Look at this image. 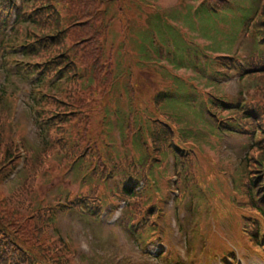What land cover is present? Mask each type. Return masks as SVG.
Masks as SVG:
<instances>
[{
  "label": "rangeland",
  "instance_id": "1",
  "mask_svg": "<svg viewBox=\"0 0 264 264\" xmlns=\"http://www.w3.org/2000/svg\"><path fill=\"white\" fill-rule=\"evenodd\" d=\"M70 1L45 0L50 6L45 9L46 13L53 9L55 14H59L60 20L51 29L46 25L24 26L22 31L19 28L22 39L26 35L42 38L66 33L61 50H56L53 56H41L48 59L59 55L62 50L74 52L76 48L90 42L91 39L80 40L82 36L76 37L79 32H91L93 29L100 31L97 40L103 45L100 60L104 73L115 68V59L118 57L117 73L120 81H129L139 88L138 95L144 98L149 107L156 96L161 97L163 112L183 121L189 118V112L195 117L197 115L198 123L208 132L213 129L207 124L204 115L189 110L192 95L199 94V90H205L206 86L221 85L226 80L228 72L217 66V58L247 57L259 51L260 45L252 35V28L264 39V0H213L214 6L235 2L228 10L220 12L203 7V0H154V5H151V0H130L132 6L136 7L133 12L129 0H120L111 7L112 15L108 13V2L111 0H93L91 5L77 2L71 5ZM125 9L127 19L123 15ZM111 16H115L116 24L110 20ZM250 20L252 28H248ZM117 45H120L119 49ZM103 50L105 59L102 58ZM76 66L82 67L79 63ZM108 78L102 80L98 90L107 88ZM259 78L253 79L257 80L256 83L253 81L255 85L249 86L250 99L264 104V77ZM69 84L72 89L66 94ZM79 87L84 93L90 94L88 104L81 108L76 107L74 102ZM238 89L229 84L220 87L218 92L234 94ZM44 93V104L41 106L47 111L46 115H54L63 123V127L56 130V139H53V133L50 140L46 133L37 139L33 132L35 120L27 109L28 104L18 103L15 97L0 98V256L22 264H63L64 258H68V252L53 231L52 220L42 222L36 198L47 195L50 204L54 194L61 192V188L75 189V183H70L72 176L67 175L74 159L61 157V145L64 143H60V140L68 141L76 135L77 130H82V134L94 143L95 129L98 132L103 130L100 129L105 121H102V110L108 101V91L94 94V89L86 80L75 82L74 85L67 83L56 92L44 89ZM152 118L157 116L148 112L135 116L140 127L141 122L145 126L147 120ZM259 128L264 131V118ZM114 134L117 138L118 133ZM214 145L217 147L219 143ZM251 156L250 175L264 182V152L254 150ZM234 161L233 158L223 161L230 168V174L234 170L231 168L235 165ZM18 164L23 168L19 180L14 179L19 170V167L16 168ZM27 180L34 182V189L30 192L34 196L22 199L25 202V207H22L17 202L19 187ZM59 226H62L63 234H68L69 229L64 221L61 224V217ZM67 250L71 252V249Z\"/></svg>",
  "mask_w": 264,
  "mask_h": 264
},
{
  "label": "trees",
  "instance_id": "2",
  "mask_svg": "<svg viewBox=\"0 0 264 264\" xmlns=\"http://www.w3.org/2000/svg\"><path fill=\"white\" fill-rule=\"evenodd\" d=\"M244 170L246 169V167L243 168Z\"/></svg>",
  "mask_w": 264,
  "mask_h": 264
}]
</instances>
